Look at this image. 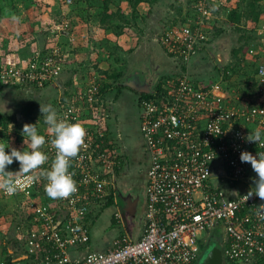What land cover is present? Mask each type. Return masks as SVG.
<instances>
[{
    "label": "built area",
    "instance_id": "built-area-1",
    "mask_svg": "<svg viewBox=\"0 0 264 264\" xmlns=\"http://www.w3.org/2000/svg\"><path fill=\"white\" fill-rule=\"evenodd\" d=\"M210 1L198 0L185 25H171L161 32L159 47L182 67V73L174 82L161 85L158 98L154 94V99L139 101L140 134L149 161L141 236L132 239L123 232L107 250L71 256L72 250L88 245L89 215L106 203V189L114 190L123 155L115 143L106 140L108 136L99 122L89 127L81 125L82 118L104 113L101 84L98 77H93L83 90L57 102L59 118L79 124L86 133L82 150L71 161L77 190L68 198L55 199L53 204L34 202L37 178L12 196L1 190L4 197L22 199L26 209H32L15 227L17 245L9 252L12 263L0 257V264H198L201 236L218 227L224 235L223 260L264 263V201L254 193L248 195L254 187L248 177L252 167L239 159L242 151L254 156L264 152V146L247 140L256 129L264 133V87L259 86L253 103L247 96L240 98L242 93L230 98L219 81H196L188 72L189 62L206 50L216 26L214 20L210 24ZM64 4H71V0ZM213 17L216 20V12ZM57 25L60 29L53 32L46 55L35 52L24 62L15 60L11 65L7 60L0 64V88L40 90L54 84L68 65L66 47L57 43L58 38H67L70 43L75 40L67 22ZM262 27L257 30L264 32ZM251 49L253 56L255 51ZM262 62L257 64L259 81L264 80ZM51 139L47 137L42 147L56 157ZM110 144L112 147H108ZM216 163L224 169L223 176L216 180H227L232 196L211 184ZM33 174L36 177L37 171ZM112 220L117 228L124 227L118 209Z\"/></svg>",
    "mask_w": 264,
    "mask_h": 264
},
{
    "label": "rangeland",
    "instance_id": "rangeland-1",
    "mask_svg": "<svg viewBox=\"0 0 264 264\" xmlns=\"http://www.w3.org/2000/svg\"><path fill=\"white\" fill-rule=\"evenodd\" d=\"M72 1L73 0H71V4L65 5V0H0L1 17L4 18L6 16V14L4 13H8L9 7H12L11 12L13 14L12 21L14 26L18 25L20 20H25V18H28V14L38 12V9L49 10L50 8L48 20L43 18L44 20H47L43 24L44 29H47V33H44L43 31L40 33L41 35L39 37V34L37 32L39 30H43V28H41L40 25L35 23L31 25V22H28L25 27L23 25L22 31L20 29L12 33V41L16 44V47H19V49L21 50L18 53L16 52V54L14 53V58H12L9 64H14L15 59L19 61L21 59L19 56H23L27 60L30 59L33 53L35 54L36 47L34 50H31V48H28V46L37 44L39 50L42 49V47L45 46V42H49L51 36L53 35V32L55 30L60 29L57 24L60 25V23L62 22L68 23V25L70 26L68 30H72L70 31V33L67 32V34H71L74 32L73 34L75 35L76 39V30L74 28L78 26L75 24L76 19H74V26L71 24V21H67L69 17L68 12L71 10V8H73L74 5ZM85 1L86 0H81V2L79 3V8H81V10L83 11L81 12V16L83 18L82 20L85 22L88 18H90L88 19L86 26L87 30L89 29L87 32H89L91 28H93V31L97 32V34L93 35V40L91 35L85 38L89 40V42L93 41L92 43H89L85 39L83 40L81 38V42H83L82 45L86 46L88 44L92 52H96L97 50L99 57L101 56V52L106 55V57H103L101 61L99 59H96L98 60L96 61V64L98 66V75L104 74L105 76H107L109 73L114 74L119 71H122L123 76L120 79V81H122L127 74H130L133 71H138L143 74L147 80L151 81V83H153L156 78H159L161 76H170L172 78H177L180 76V74L182 73V67L177 65L174 61L168 59L165 53L159 47V35L164 29L171 27V25H174V20L176 21V23L178 22V20L176 19L178 16L177 10L181 9L183 13V18L185 19L188 18L190 14H193V5L191 6V8H189L186 4V0H159L156 4L151 6L142 3L137 6L138 13L137 15L135 14L134 19H132V12L128 4L123 0H113V4L110 5V8L113 10V12L118 9L120 12L119 15L121 16V19L117 18L115 20V26L121 28L125 26L124 22L128 21V27H124L125 30L123 32L125 34L123 33V36H114V38L107 40L105 37L102 38L100 34H104V36H113L112 33H108L100 29L98 20H95L97 19L95 15L96 12H98L97 9L93 5L91 7V4L85 3ZM248 1L249 0L210 1V4L213 3L210 10L213 19L210 20V24L212 26L214 20L216 29H214L215 27L213 26L214 28L212 32H210L212 33V35L210 36V40L207 46H205L206 50L201 52V54L197 56V58L189 62L190 68L188 69V72L190 74V77L192 79H195L196 81H199L201 79L219 81L226 89L225 91L230 98H235L236 94L238 95L242 93V96L240 98L247 96L248 101L255 103L257 99L256 97L258 95V93L256 94V92H258L259 86L264 87V80L259 81L258 79H256V76L254 74L256 70V63H263L261 60L264 59L263 57H260L261 54L264 55V32L257 30L259 27H262L264 25V13L259 18L257 26L254 28V30L246 27L247 21L245 20H243L238 26H232L226 22V15L230 13L231 9L237 8L239 10L242 8L243 10H245L244 8H246ZM4 2L6 4L8 3V5L5 6ZM155 7L160 8V12L157 17L152 19L154 21V23L152 24L150 20L152 18L153 10H155ZM215 12L216 20L213 17V14ZM88 14L89 17H87ZM91 14L95 17L91 18ZM123 19H125V21H123ZM91 23L93 24V27L91 26ZM181 25L182 24L177 23L175 26ZM13 29L14 28H12V31ZM24 30H34V32L38 34V36L37 34H35L34 38L35 40H39L33 41L34 38H27L26 34L23 33ZM138 30L141 33L138 32ZM214 30L217 33L216 35H214ZM262 31H264V28L262 29ZM63 38L64 37H59L57 43L63 44ZM152 39L154 40L153 43L151 42ZM78 40L79 39L74 40L71 43L67 41V44H65L67 47H75L76 42ZM123 42H126L128 44H138L137 47L144 44V47H147L149 49L146 52L141 51L131 56L132 54L128 53L129 49L121 47ZM57 43L55 41L54 45H56ZM96 44L98 45V48L96 47ZM47 45L49 47L52 46V42L50 41V43H47ZM244 46H246V49L248 47L247 52L243 55L239 54L237 58H235L232 54V51L238 50V48H242ZM251 48H253V50L255 51V55L253 56L250 55L249 52ZM88 51L89 50H87V52ZM251 57H254V59H251ZM25 58H22L21 61L24 62V60H26ZM231 66L234 67L232 68V70H234V74H228L229 77L227 79H224L223 77V80H221L220 70H222L223 68L229 69ZM65 70L67 69L65 68ZM65 70L62 73H65ZM61 77L62 74L57 77L56 81L52 85L57 84ZM247 77L249 79L253 78V88L249 89L248 91H245L244 86L245 82H247ZM67 78V75L64 76V79ZM99 79L100 78H98V81ZM52 85L50 84L40 90L30 87L0 88V90H2L0 93V115L14 118V121L10 123L5 134L3 136L0 135V144H4L5 146H7L8 144L10 148H15L18 150H27V143H25L24 145V137L22 135L23 125L26 123H30L33 125L36 124L38 133L41 135L46 136L50 134L47 131V125L42 122V120L44 121V119L42 114L40 113V104L51 105L57 111L56 105L58 101L56 100L61 99L63 96V93L58 92L57 90H55V92H52V94L49 92H44L45 89ZM118 88L119 89L114 88L112 92H109L107 94V98L115 97L116 100V117H111V120L113 122L115 120V124L117 125V127H119V141L115 142L117 148L124 156V163L127 169L125 170L126 173H124L121 178L126 177L124 183L127 184L129 188L141 190L140 195L144 202V190L146 182L145 175L146 170L148 169L149 161L148 155L143 147L140 134L141 111L139 108V97L136 93H131L127 88L124 89V87L121 86ZM116 91H118L119 93H117ZM30 104L34 105L36 108H39V110H37V112L35 113L34 120L27 121L22 116V110L25 106ZM104 114H106L105 111L103 115ZM100 117L91 120V122L89 123L87 122L88 119L86 118H89L90 120L91 116L84 117L82 118L83 122L81 123V125L83 127H89L94 124L93 121L98 120L99 122V120H102V117ZM1 130L2 126H0V132ZM50 136L52 137L51 134ZM26 140L27 138L25 137V141ZM5 151H9V148H6ZM46 163L47 161L45 162V164ZM45 164L42 165L41 168H43ZM18 169L19 163L14 160L13 164L10 165L6 170L15 172L18 171ZM36 171L40 170L37 169ZM141 171L143 172L142 174H140ZM248 177L249 180L253 182L256 178V176ZM121 180L123 181L124 179ZM211 184H216L218 188L223 189L224 191H228V189H231L228 185L227 180H224V183H221L215 178H212ZM227 194L229 196H232L229 191L227 192ZM37 201L38 203H40V201H43L42 196H40L39 194H35L34 197V202L37 203ZM24 204L25 203L22 199L4 197L2 195V191L0 190V256H2V258L4 252L9 251L7 250L8 248L10 249L11 247L10 252H12L15 248L16 243L14 242V232L17 223H21V221L25 219L26 215H28L27 212H31L32 208L29 207V209L27 210ZM108 208L109 209H107L101 216L103 219L100 220L94 227L96 230H94L93 232L92 242L90 246L91 250H98L95 245L98 243L99 238L97 237V235H100L98 233V230H100L101 228L104 229L102 239L100 237L102 244L110 242V239L112 237L115 238V235H119V233H121L122 228H115L114 225H112V227L110 225H107L108 222L110 223L109 219H107L108 216L112 215L116 211V209L114 210V208ZM139 217L140 219L137 218L136 222L138 223V226H141L143 222V210ZM104 219L107 220V223ZM216 232L223 234L221 227H218L214 231V234ZM210 234L211 232L203 234L201 236L200 242L203 245L207 244Z\"/></svg>",
    "mask_w": 264,
    "mask_h": 264
},
{
    "label": "crops",
    "instance_id": "crops-1",
    "mask_svg": "<svg viewBox=\"0 0 264 264\" xmlns=\"http://www.w3.org/2000/svg\"><path fill=\"white\" fill-rule=\"evenodd\" d=\"M9 4H12V3H9ZM4 5L7 6L8 3L6 4L4 2ZM11 9H12V7L10 6L9 10H8V13H4V14H6V16L4 18L1 17V15H0V64L5 63V61H7V60L11 61L12 58H14V53L16 54V52L18 53L21 50V49H19V47H16V44L12 41V33H14V31L20 30V29L22 31V26L24 25V27H25V25H27L28 22L29 23L31 22V25L34 24V23L38 24V25H40L41 28H43V30H40V31L37 32L39 34V37L41 35L40 34L41 32L44 31V33H46V30H47V29H44L43 24L49 18L48 14H50V8H49V10L48 9H46V10L38 9V12H34V13H31V14H28V16H27L28 18H25V20H20L19 19L21 22L19 21L18 25H15V26H14L13 21H12L13 20L12 19L13 18V14L11 12ZM159 12H160V8L155 7V10H153L152 18L150 20V22L152 24L154 23V21L152 19L157 17ZM1 14H3V13H1ZM43 18H45L47 20H44ZM91 18H93V16H91ZM74 19H76V23L75 24L78 25L77 27H74L75 30H76V39L75 40L79 39L76 42V46L75 47H71V46L67 47L66 46V44H67L66 42L68 40H67V38H63V41H64L63 44L66 43L64 46L66 47L65 50H67V52L66 51L65 52H66V54L68 56V65L65 67L67 70H65L66 71L65 73H62V77H61V79L59 80V82L57 84L49 86L47 89H45L44 92H49V93L52 94V92H55V90H57L58 92H61V93L65 94V95H67V97L65 99L68 100L69 98H71V96L75 92L81 91V90H83L86 87V84H87L89 78H93V77L100 78L101 81H102V84L108 86L106 88L107 90L105 89V91L101 94V99H102V102H103V104L105 106L104 107V109H105L104 111L106 112V114L103 115L101 113L97 117H100V116L102 117L103 121L99 120L100 125L104 129L106 128L105 131L107 132L106 134L108 135V138L116 144V142L119 141V127H117V125L115 124V120H114V122L111 120V117L112 118L116 117V112H117V109L115 108L116 100H115V97L107 98V94L109 92H112L114 90V88L115 89H119V88H118V86L117 87L116 86H112L111 85L112 81L108 80V78L104 74L98 75V73H97L98 72V66L96 64L97 63L96 61H98V60H96V59H99L101 61L103 59V57H106V55H104L101 52V56L99 57V55L97 53L98 52L97 50H96V52L95 51L92 52L90 50L88 44L86 46L82 45L83 42H81L82 41L81 38L84 40L89 35H91L92 40H93V37H94L93 35L97 34V32L93 31V28H91V30L89 32H87L89 30V29L87 30V28H86L87 24L83 23L81 21V19H79L78 17H75ZM95 20H97V19H95ZM25 21H26V23H25ZM91 26L93 27V24ZM143 26H145V25H143ZM37 27H36V29H37ZM12 28H14L13 31H12ZM34 30H28V31L24 30L23 33L26 34L27 38L33 39L35 37V34H37L36 32H34ZM138 32H140V31L138 30ZM123 33L120 36H123L125 34V33L124 34ZM38 34H37V36H38ZM100 35L102 36V38L105 37L107 40H109L111 38H114L113 34H112L113 36H111V35L104 36V34H100ZM26 36H24V37H26ZM117 37H119V36H117ZM36 40H39V39H36ZM85 40L87 42H89V40H87V39H85ZM153 41L154 40L152 39L151 42L153 43ZM78 42H81V43H78ZM92 42L90 41L89 43H92ZM137 45L138 44H134V43L128 44L126 42H123L121 47L129 49L128 53H131L132 54L131 56H133L136 53L141 52V51H145L146 52L149 49L147 47L145 48L144 44H142V45H140L138 47H137ZM35 47L39 49L37 44H34L32 46H30V45L28 46V48H31V50H34ZM96 47L98 48L97 44H96ZM87 50H89L90 53H89V51L87 52ZM19 57L21 58L20 60H22V58H25L23 56H19ZM66 75L68 76V78L64 79V76H66ZM68 83H70V85L66 88ZM153 85L154 84H152V87H153ZM128 90L131 93H136L134 90H131V89H128ZM1 91L2 90H0V93H1ZM116 92L119 93L118 91H116ZM136 94L138 95V97H139V95H141V94H138V93H136ZM117 98H118V96H117ZM58 100L59 99H57L56 101H58ZM138 101H140L139 98H138ZM100 118H98V119H100ZM86 119H88L87 122L89 123V122H91V120H94L95 117H91L90 120H89V118H86ZM93 122L95 124H97L98 120H95ZM91 126H94V125H91ZM120 147H121V145H120ZM124 161L125 160L123 158L122 159V167H121V169L119 171V174L117 176V180H116V184H115L114 190L106 189V192H105L106 201L108 200L107 198H109L110 196L113 197V202H114L113 205L105 206V208L96 217H94V216L96 215L97 212L93 211L92 218L90 219V222H91L90 241H89L88 245H86V247H80V248H77L75 250H72L71 251V256L76 258V257H78V255H85L89 251L90 252H92V251L95 252V250H91V247H90L91 246V242H92L93 232H94V230H96L94 227L97 225V223L100 220L103 219L101 216L104 214V212L107 209H109L108 207L114 208V210L117 209V206L115 204V199H116L117 193H119L120 196H122L124 198L127 197V196H130V204H131L130 207L128 208L129 209V214L121 213L122 217H123V221H124V227L122 228V230L121 229H119V230H121V233H123V232L127 233L132 239H137V238H139L141 236L142 229H143V226H144V213H145L146 200L144 198L145 201L143 202V199H142V197L140 195L141 190L129 188L127 186V184L124 183L126 177L125 178H121L124 175V173H126L125 170H127L126 167H125ZM215 168H216V171H215L216 172V176H214L215 179H216V177L218 178L219 176H223L222 172L224 171V169L222 167V164L216 163ZM249 176H256V173L253 171L252 168L250 170ZM121 179H124V180L122 181ZM142 210H143V222H142L141 226H138V223L136 222V220H137V218L140 219L139 216L142 213ZM134 215H136V216H134ZM107 219H109V221H110V223L108 222V224H107L108 226L109 225L111 227H112V225L115 226V223L112 220V215L108 216ZM104 220L107 223V220L106 219H104ZM93 221H94V223H93ZM115 228H117V227L115 226ZM103 230H104L103 228L98 230V233L101 236L97 235L99 240H98V243L95 245V247L98 249L96 251L107 250L111 246L112 240L114 239L112 237L110 239V242L102 244L101 243V239H102ZM121 233H119V234H121ZM117 235H115V238L117 237ZM222 236H223V239H224V235L223 234H222ZM100 237H101V239H100ZM10 249H11V247H10ZM10 249L9 248L7 249V250H9L7 252L8 254H10L9 253ZM0 257H2V256H0Z\"/></svg>",
    "mask_w": 264,
    "mask_h": 264
},
{
    "label": "clouds",
    "instance_id": "clouds-1",
    "mask_svg": "<svg viewBox=\"0 0 264 264\" xmlns=\"http://www.w3.org/2000/svg\"><path fill=\"white\" fill-rule=\"evenodd\" d=\"M40 113L47 125V131L52 135L51 144L56 150V157L51 168H41L49 159L48 155L41 151L46 143L45 136L38 133L36 124L26 123L23 125L22 135L24 145L27 143V150H18L10 148L8 144L7 146L0 144V190L8 196L16 194L36 178L33 173L39 169L40 176L47 181L46 194L53 199L68 198L77 190L69 168L72 159L77 157L84 146L85 129L79 124L59 118L57 111L51 105L40 104ZM247 140L264 146V133L256 129L247 136ZM6 148H9V151L6 152ZM239 159L242 163H249L256 173L253 191L248 195L251 196L254 193L264 201V152L256 153L254 156L247 151H242ZM14 160L19 163L18 171L6 170ZM261 211L264 212V208H261Z\"/></svg>",
    "mask_w": 264,
    "mask_h": 264
},
{
    "label": "trees",
    "instance_id": "trees-1",
    "mask_svg": "<svg viewBox=\"0 0 264 264\" xmlns=\"http://www.w3.org/2000/svg\"><path fill=\"white\" fill-rule=\"evenodd\" d=\"M123 1L128 4V6H129V8H130V10L132 12V17L131 18L134 19L135 14L137 15V13H138V11H137V6L138 5H140L142 3H145L148 6H151V5L156 4L159 0H123ZM197 1L198 0H186V4H187V6L189 8H191V6L193 4H195ZM72 2H73L74 5H73V8H71V10L68 12L69 13L68 14L69 17H68L67 21H71V24L73 25L75 23L74 22V18L75 17H78L81 20L83 19L82 16H81V12H83V11L81 10V8H79L80 7L79 3L81 2V0H73ZM85 3H90L91 7L93 5L97 9L98 12H96L95 15L97 17L99 27H100V29L102 31H105V32H108V33H112L114 36L117 37V36H120L123 33V31L125 29L124 27H126V28L128 27V21H125V19H123V21H125L124 22L125 26H123L121 28L118 27V26H115V24H114L115 20L117 18L119 19L121 16L119 15L120 12H119L118 9L115 12H113V10H111L110 5L113 4V0H86ZM244 9L245 10H243L242 8L239 9V10L237 8L231 9L230 13H228V15H226V19L227 20L226 19L225 20H226V22L229 25H232V26H238L243 20H245V21H247L246 27L254 30V28L257 26L259 18L264 13L263 0H249L247 2L246 8H244ZM177 13H178V16L176 18L178 20L177 23L185 25L186 24V20L183 18V13H182L181 9L177 10ZM89 14L87 15V17H89ZM91 16H92V14H91ZM93 17H95V16H93ZM88 19H90V18H88ZM88 19L85 22L82 20V22L87 24ZM225 20H224V22H225ZM174 22L175 23L172 26H175L177 24L175 20H174ZM214 27L213 28L216 29V26H214ZM216 34L217 33L214 30V35H216ZM33 41H36V40L34 39ZM50 41L52 42L53 40L51 39ZM50 41L49 42H45V44H44L45 46L42 47V49L39 50L38 48H36L35 52H38L41 56L42 55H46V53L48 52V47H49L47 45V43H50ZM64 45L65 44H63L62 46L65 48ZM247 49H248V47H247ZM247 49H246V46H244L242 48L240 47V48H238V50L232 51V54H233V56L235 58H237V56L239 54H242V55L245 54L247 52ZM64 51L67 52V50H65V49H64ZM33 55H34V53H33ZM261 61H264V59H262ZM232 68H234V67L231 66L229 69L228 68H223L222 70H220V78H222V80H223V77H224V79H227L229 77V75H233L234 74V70H232ZM255 69L256 70H255L254 74L256 76L257 63H256V68ZM122 76H123V72L119 71V72L114 73V74L109 73L106 77L108 78V80L112 81V83H111L112 86L116 85V87L117 86L120 87L119 83H120V79H121ZM171 81L174 82L175 79L170 77V76H161L160 77L159 83L154 88V90L156 91V94H157V98H158V95L160 94L161 85L164 84V83H167V82H171ZM246 81L247 82H245L244 90L248 91L249 89L253 88L252 87L253 78L249 79L247 77ZM99 82H100V80H99ZM114 83H116V84H114ZM100 84H101L100 94H102L108 86L102 84V81L100 82ZM69 85H70V83L67 84L66 88ZM18 88H20V87H18ZM37 90H39V89H37ZM256 94H257V92H256ZM66 97H67V95L63 94L62 100H65ZM142 99L150 100V99H154V96L153 95H148V94H141V95H139V100H142ZM37 110H39V108H36L34 105H32V104L27 105L22 110V116L27 121L34 120V116H35V113L37 112ZM13 121H14V118H12V117H7V116L0 115V126H2V130L0 132L1 136H3L5 134V132L7 131L8 126ZM42 122L44 123L43 120H42ZM47 137H50V134L46 135V138ZM106 140L108 142L111 141L108 137L106 138ZM107 141H106L105 147H107ZM113 144H114V142H113ZM112 145L110 144V145H108V147L109 146L112 147ZM114 145L117 147L116 144H114ZM41 151L45 152L48 155V157H49V160L47 161V163L45 164L43 169H50L51 168V164L53 163L55 157L51 156L48 153V151L45 150L43 147L41 148ZM122 159H123V155H122ZM121 160H120V163H118V169H117L118 174H119V171H120V169L122 167ZM71 170H73L72 165H70V168H69V171H71ZM118 174H117V176H118ZM36 178H37V184H36L37 195L39 194L40 196H42V200H43L44 203H47V204L48 203H52L53 204L55 199L50 198L46 194L45 185H46L47 181H46V179H44L43 177L40 176V171H37ZM107 199L108 200L106 201V203L103 204V206L101 208H99V211L96 213V215L94 217L99 215L100 212L105 208V206L113 205V203H114L113 202V197L110 196ZM89 218L90 219L92 218V214L89 215ZM93 223H94V221H93ZM216 229H213L212 231H210L211 234H210V236L208 238V242H207L206 245H203L200 242V245H199L200 254L199 255H201L203 250H205L212 243H217V244H219L221 246L222 249L224 248L225 245L223 244L224 243L223 242L224 239H222L223 238L222 234L221 233H217V232L214 234V231ZM3 257L5 258L4 260L6 262L12 263L13 257L10 254H8L7 252H4ZM223 261H224L223 264L224 263H227V264H242V263H240L238 261H232V260H225L224 259ZM252 264H264V263L262 261H257V262H254Z\"/></svg>",
    "mask_w": 264,
    "mask_h": 264
},
{
    "label": "water",
    "instance_id": "water-1",
    "mask_svg": "<svg viewBox=\"0 0 264 264\" xmlns=\"http://www.w3.org/2000/svg\"><path fill=\"white\" fill-rule=\"evenodd\" d=\"M121 87L131 89L136 91L138 94H148L154 95L152 90L151 81L147 80L143 74L138 71H133L127 74L123 80L119 83ZM212 177V175H211ZM145 194V190H144ZM115 204L117 209L121 213L129 214L130 207V196L122 197L119 193L116 195ZM133 205V204H132ZM136 216V215H134ZM133 216V217H134ZM25 258H20L18 260H24ZM15 261V260H13ZM222 248L217 243H212L205 250H203L198 264H223Z\"/></svg>",
    "mask_w": 264,
    "mask_h": 264
},
{
    "label": "flooded vegetation",
    "instance_id": "flooded-vegetation-1",
    "mask_svg": "<svg viewBox=\"0 0 264 264\" xmlns=\"http://www.w3.org/2000/svg\"><path fill=\"white\" fill-rule=\"evenodd\" d=\"M159 78H156L155 81L152 83L154 84L153 87H152V90L154 91V93L156 94V91L154 90L155 86L159 83ZM136 92V91H135ZM137 93V92H136ZM146 168V167H145ZM147 171V170H146ZM143 172L141 171L140 174H142ZM146 176V175H145Z\"/></svg>",
    "mask_w": 264,
    "mask_h": 264
}]
</instances>
